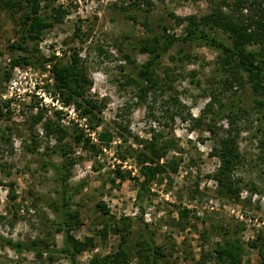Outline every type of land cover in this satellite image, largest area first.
Segmentation results:
<instances>
[{"label":"rangeland","instance_id":"rangeland-1","mask_svg":"<svg viewBox=\"0 0 264 264\" xmlns=\"http://www.w3.org/2000/svg\"><path fill=\"white\" fill-rule=\"evenodd\" d=\"M137 1L38 0L50 25L31 39L27 0H0V236L42 250L0 244V264H88L119 245L125 264H146L150 238L163 250L158 264H232L231 254L235 264H264V108L246 74L226 88L233 75L203 40L162 53L156 85L139 99V48L162 28L182 36L188 17L210 9L208 0ZM247 49L264 65V44ZM53 66L71 67L83 97L58 93ZM220 101L247 111L227 149L225 118L213 113ZM142 164L158 167L146 183ZM61 179L71 186L65 207ZM86 238L74 251L71 240Z\"/></svg>","mask_w":264,"mask_h":264},{"label":"trees","instance_id":"trees-1","mask_svg":"<svg viewBox=\"0 0 264 264\" xmlns=\"http://www.w3.org/2000/svg\"><path fill=\"white\" fill-rule=\"evenodd\" d=\"M138 1V3L141 1L148 2V0ZM27 2L30 5L29 11L31 14V16L27 15L26 17V20L29 21L27 24V31L31 39H37L41 31L48 27L50 23L45 22L38 14V0H27ZM135 5L139 6L141 4ZM208 6L210 9L209 12L199 18V20H196L195 16L187 18L189 23L184 27V33L182 36L169 34L164 28H162L161 33L159 32L152 35V37L146 40L139 48V53L145 55L146 60L142 64L134 66L137 70L136 86L139 91L138 98L142 99L147 96L148 90L155 87L157 82L155 68L158 64V59H160L161 54L164 53L174 42L178 40L183 42L203 40L207 45L221 53L224 71L230 72L233 75V78H228L226 88L230 89L235 85L241 87L240 83L242 82V75L240 74L241 72L242 74H246L245 76L250 83V89L253 95V105L257 109L260 107L263 109L264 65L256 60L254 54L247 49V46L251 44H264V0H236L234 5L223 4V2L220 3L218 0H208ZM174 19L176 21H184L182 18ZM216 29L223 33H227L232 39L231 44H226L224 41L218 39L214 34ZM125 59L130 64L135 62L129 55H126ZM14 65H18V61H14ZM51 73L56 80L59 94L63 95V89H69L72 94L83 97V89L80 87V80L73 73L70 66L66 68L53 66L51 68ZM68 98L72 99V97ZM66 102L70 103V100L68 99ZM88 102L91 103L90 108L97 107L92 101ZM216 109L218 112L213 113H220L221 117L224 116L228 126L227 133L229 134L220 141L222 148L227 149L229 146H235L236 138L233 137L235 134H232L231 132L236 130V133H239L237 131L236 120L243 118L242 115L247 111L244 110V107L239 108L233 106V104H230V106L227 107V102L225 103L222 101H220L218 105L216 104ZM86 114H91V111H89L88 108L82 110L81 115ZM58 129L62 131L61 128ZM62 134L65 135L66 133L63 131ZM59 139H61V137H59ZM99 139L100 141H110L109 135L106 136V134H101ZM90 143L89 139L84 141V144L88 146L89 149L95 150L97 145ZM215 153L218 154V151L215 150ZM53 167L55 172L61 177L60 168L57 166ZM157 169L158 167L142 164L138 171L144 178V183H146L154 175ZM120 176L123 178L122 175ZM130 179L138 180V178L135 177ZM60 184L62 206L65 207L68 191L71 186H69L64 179H61ZM66 211L64 210V216L68 215V212ZM67 231L68 230L64 231L65 243L70 241V235ZM101 235L105 236L104 230ZM91 241L90 238H86V242L71 240V247L74 251H80L85 246L89 245ZM0 244L3 247H8L14 250L15 252L29 250L32 251L36 257L41 256L42 254V250L37 248L34 242H13L0 236ZM66 251H70L69 243L68 245L66 244ZM70 254H72L71 251ZM140 256L146 259V264H158V257L163 256V250L160 246H156L150 238L148 240V248L143 250ZM230 257H232V264H235L233 261L234 256L231 254ZM126 262L127 254L122 246L119 245L116 251L102 257L95 256L90 259L88 264H125Z\"/></svg>","mask_w":264,"mask_h":264}]
</instances>
